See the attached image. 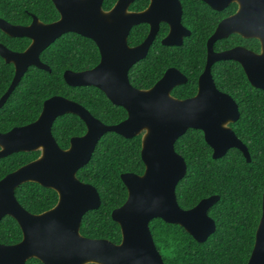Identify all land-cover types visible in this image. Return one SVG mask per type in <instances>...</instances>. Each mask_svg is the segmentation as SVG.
Instances as JSON below:
<instances>
[{
    "label": "water",
    "instance_id": "obj_1",
    "mask_svg": "<svg viewBox=\"0 0 264 264\" xmlns=\"http://www.w3.org/2000/svg\"><path fill=\"white\" fill-rule=\"evenodd\" d=\"M132 1L118 0L111 9L103 10L102 0H51L59 14L51 23H43L34 15L26 26L0 18L1 32L30 40L21 52L0 44V57L14 66V76L0 98V108L29 66L49 71L39 54L62 34L72 32L91 39L100 60L88 70H66L63 73L66 84L98 88L112 104L127 113L124 120L108 125L79 103L52 96L43 102L35 121L0 133V158L17 152L40 151L38 158L0 179V219L10 216L22 232L17 244H0V264H25L31 258L42 264H165L149 229L152 219L181 226L199 243L215 232V222L207 211L219 200L218 195L203 198L190 209L181 208L177 202L175 188L186 174V163L176 153L174 144L187 129H197L212 149L213 159L236 148L250 162L246 146L229 127L239 118L238 106L228 94L216 89L209 66L216 60L235 59L241 63L248 82L264 90V0H203L215 10L230 3H236L238 9L223 19L209 38L207 63L199 77L198 92L186 99L170 94L175 85L186 80L175 68L166 70L148 89L130 84L128 72L147 55L160 22L169 25V33L162 40L164 45L180 44L186 31L180 21L179 0H149V5L137 12L128 11ZM140 23L149 25V33L140 44L129 46L128 33ZM230 33L257 39L260 52L238 47L214 54L213 42ZM64 114L78 116L86 127L82 136L70 139L66 149L58 146L51 132L55 119ZM107 132L127 139L141 135L140 156L144 164L142 174L120 175L127 197L111 212L121 232L117 244L80 234L83 215L96 210L101 201L97 190L81 182L76 173L88 163L98 141ZM26 182L54 190L58 196L56 204L39 214L26 211L15 197V189ZM246 264H264V191L261 216Z\"/></svg>",
    "mask_w": 264,
    "mask_h": 264
},
{
    "label": "trees",
    "instance_id": "obj_2",
    "mask_svg": "<svg viewBox=\"0 0 264 264\" xmlns=\"http://www.w3.org/2000/svg\"><path fill=\"white\" fill-rule=\"evenodd\" d=\"M114 1L104 0L103 8L109 9ZM182 3L184 25L212 27L211 22L214 25V20L218 19V14L207 9L201 0H182ZM146 5L147 0H135L130 9L140 10ZM234 10L235 4L230 5L228 12ZM31 14L46 23L58 18L51 0H0V18L11 24L27 25ZM147 29L145 24L133 27L128 44L140 43ZM166 30L162 24L147 56L129 70V81L136 88L146 89L167 68L174 66L187 75L188 82L175 88L172 95L178 98L191 96L195 93L196 79L203 67L204 41L192 36L180 47L163 46L159 40ZM244 42L246 47L259 50L257 40ZM0 43L11 50L22 51L29 40L9 37L0 31ZM225 43L236 44L237 41ZM99 59L98 48L92 40L75 33L61 35L40 54V60L51 71L29 67L0 108V132L34 121L43 101L54 95L78 102L104 124L112 125L124 120L126 111L112 104L99 89L93 86L71 87L63 80L64 70L92 68ZM213 75L216 86L238 104L239 119L230 127L247 147L251 160L246 162L243 154L235 148L229 149L221 158L213 159L202 131L197 129H188L178 138L175 151L186 163V174L175 189L178 204L183 209H190L211 195H218L219 200L207 211L216 228L203 243L195 241L179 225L159 218L149 222L154 244L165 264H246L253 248L264 191V90L253 88L240 67L235 69L229 64L227 67L216 64ZM12 76L13 65L0 57V95L8 88ZM51 130L58 146L66 148L70 138L83 135L86 127L78 116L64 114L56 118ZM140 150L141 135L127 139L107 132L98 141L88 163L77 171L76 177L92 185L101 201L96 210L83 215L80 224L82 236L106 239L115 244L120 242V228L112 220L111 212L127 197L120 175L126 172L142 174L144 170ZM37 155L38 152H18L0 158V179ZM15 196L20 205L33 214L48 210L57 202L55 191L32 182L18 186ZM20 238L21 232L15 220L10 216L3 217L0 220V243L13 244ZM26 264L42 263L31 258Z\"/></svg>",
    "mask_w": 264,
    "mask_h": 264
},
{
    "label": "flooded vegetation",
    "instance_id": "obj_3",
    "mask_svg": "<svg viewBox=\"0 0 264 264\" xmlns=\"http://www.w3.org/2000/svg\"><path fill=\"white\" fill-rule=\"evenodd\" d=\"M103 1L104 0H102V4H101V6H102V9L103 10H109V9H111L114 5H115V3L118 1V0H115L114 1V3L111 5V7L109 8V9H105V8H103ZM135 0H133L130 4H129V6H128V11H132V12H137V11H141V10H143V9H145L148 5H149V0H147V5L144 7V8H142V9H140V10H132V9H130V6H131V4L134 2ZM201 2H203V4H205L206 6H207V9L209 8V10L212 12V13H217L218 14V19H216V20H214L215 22H214V25H213V22H211V24H212V27H209L208 25H206V26H204V27H202V26H200V25H193V26H187V25H184L183 24V19H184V7H183V3H182V0H179V3H180V6H181V19H180V21H181V24H182V27L186 30L185 31V34H183L182 35V37H181V42H180V44H177V45H164V44H162V40L168 35V33H169V25L166 23V22H160L159 23V26H158V31H157V33H156V35H155V37H154V39H153V41H152V43H151V45L149 46V48H148V51H149V49H150V47L152 46V44H153V42L155 41V39H156V37H157V35H158V33L160 32V29H161V27H162V24H164L165 26H166V28H167V30H166V33L160 38V44L161 45H163V46H167V47H180V46H182L184 43H185V41H186V39H189V38H191L192 36H195L197 39H200L201 41H204V43H203V50H204V57L202 56V58H203V67H201V70H200V73H199V75L197 76V79H196V90H195V93L193 94V95H191V96H188V97H184V98H178V97H176V96H174V95H172V92H173V90L175 89V88H177V87H179V86H183V85H185V84H187V82H188V77H187V75L184 73V72H182L180 69H178L177 67H174V66H171V67H169V68H175V69H177L184 77H185V82H183V83H180V84H178V85H175L172 89H171V91H170V94L173 96V97H175V98H177V99H186V98H190V97H193V96H195L196 95V93L198 92V85H199V77L202 75V73L204 72V70H205V67H206V63H207V54H208V49H207V42H208V40H209V38L213 35V33L215 32V30H216V28H217V25L223 20V19H225V18H227V17H229V16H231V15H233L236 11H237V9H238V6H237V4L236 3H230V4H228L226 7H224V8H222V9H220V10H215V9H213L212 7H210L208 4H206L203 0H201ZM53 4V3H52ZM232 4H235V10L232 12V13H229L228 12V9L230 8V5H232ZM54 6V5H53ZM55 8V7H54ZM56 10V9H55ZM57 11V10H56ZM58 13V12H57ZM216 14V15H217ZM32 15H34V14H31L30 15V18H31V20H32ZM211 15V13H208V16H210ZM34 16H36V15H34ZM37 17V16H36ZM58 17H59V14H58ZM38 18V17H37ZM58 19V18H57ZM56 19V20H57ZM38 20H40L39 18H38ZM56 20H54V21H56ZM41 21V20H40ZM54 21H51V22H54ZM31 22V21H30ZM30 22L27 24V25H29L30 24ZM41 22H43V21H41ZM51 22H47V23H51ZM43 23H46V22H43ZM11 24V23H10ZM140 24H145V25H147V27H148V29H147V34H146V36L148 35V33H149V25L147 24V23H140ZM140 24H137V25H134L133 27H135V26H138V25H140ZM14 25H18V24H14ZM23 26H26V25H23ZM132 27V28H133ZM132 28L130 29V31H129V33H128V37H129V34H130V32H131V30H132ZM188 32V33H187ZM67 33H72V32H67ZM65 34V33H64ZM76 34V33H75ZM63 35V34H62ZM79 35V34H78ZM8 36V35H7ZM81 36V35H80ZM146 36H145V38H146ZM10 37V36H9ZM60 37V36H59ZM58 37V38H59ZM84 37V36H83ZM128 37H127V43H128ZM236 37H238L239 39H237ZM15 38V37H14ZM17 38V37H16ZM85 38H87V37H85ZM144 38V39H145ZM28 39V38H27ZM57 39V38H56ZM55 39V40H56ZM89 39V38H88ZM143 39V40H144ZM29 40V39H28ZM54 40V41H55ZM91 40V39H90ZM142 40V41H143ZM230 40H236L237 41V43L236 44H227V43H225L226 41H230ZM244 40H257V39H255V38H244L243 36H241V35H239V34H237V33H230V34H228L227 36H225V37H221V38H219V39H217V40H215L214 42H213V44H212V51H213V53L214 54H218V53H222V52H225V51H231V50H233V49H235V48H238V47H242V48H246L247 50H250V51H252V52H254V53H259L260 52V42L258 41V43H259V50L258 51H255L254 49H251V48H248V47H246L244 44H245V42H244ZM53 41V42H54ZM141 41V42H142ZM52 42V43H53ZM140 42V43H141ZM140 43H138V44H140ZM1 44V43H0ZM30 44V40H29V43H28V45ZM138 44H136V45H138ZM28 45L26 46V48L28 47ZM96 45V44H95ZM129 45V44H128ZM136 45H129V46H136ZM5 46V45H4ZM6 47V46H5ZM7 48V47H6ZM25 48V49H26ZM47 48V47H46ZM45 48V49H46ZM9 49V48H8ZM25 49H23L22 51H24ZM44 49V50H45ZM11 50V49H10ZM43 50V51H44ZM12 51H14V50H12ZM16 52H21V51H16ZM42 53V52H41ZM40 53V54H41ZM40 54H39V59H40ZM147 54H148V52H147ZM100 55V54H99ZM147 56V55H146ZM145 56V57H146ZM144 57V58H145ZM143 58V59H144ZM100 60V59H99ZM142 60V59H141ZM41 61V60H40ZM5 62V61H4ZM42 62V61H41ZM139 62V61H138ZM43 63V62H42ZM137 63V62H136ZM135 63V64H136ZM8 64V63H7ZM11 64V63H10ZM45 64V63H44ZM98 64V63H97ZM96 64V65H97ZM216 64H219L220 66H222V65H224V66H226L227 67V64H229L230 65V67L231 68H235V69H237L238 67H240L241 69H242V71H243V73H244V75H245V77H246V79H247V76H246V74H245V71H244V69H243V67H242V65H241V63H239V62H237L235 59H229V60H216V61H214V62H212L211 63V65L209 66V72H210V75H211V78H212V80H213V82H214V84H215V80H214V75H213V68H214V66L216 65ZM47 65V64H46ZM95 65V66H96ZM48 66V65H47ZM29 67H34V66H29ZM28 67V68H29ZM49 67V66H48ZM28 68H27V70H28ZM36 68V67H35ZM93 68V67H92ZM169 68H167L166 70H168ZM37 69H39V68H37ZM88 69H91V68H88ZM88 69H84V70H88ZM131 69V68H130ZM26 70V71H27ZM41 70V69H40ZM66 70H71V71H76V72H78V71H84V70H72V69H66ZM66 70H64L63 71V73L66 71ZM165 70V71H166ZM26 71H25V73H26ZM44 71H46V70H44ZM51 71V68L49 67V71H46V72H50ZM165 71L163 72V74L165 73ZM24 73V74H25ZM23 74V75H24ZM128 74H129V72H128ZM163 74H162V76H163ZM13 76H14V66H13ZM13 76H12V78H13ZM161 76V77H162ZM23 77V76H22ZM21 77V78H22ZM62 77H63V74H62ZM160 77V78H161ZM129 78V77H128ZM159 78V79H160ZM158 79V80H159ZM21 80V79H20ZM20 80H19V82H20ZM63 80H64V78H63ZM157 80V81H158ZM11 81H12V79H11ZM156 81V82H157ZM247 81H248V79H247ZM18 82V83H19ZM64 82H65V80H64ZM155 82V83H156ZM18 83L16 84V86L18 85ZM66 83V82H65ZM154 83V84H155ZM249 83V82H248ZM10 84H11V82H10ZM9 84V85H10ZM131 84V83H130ZM153 84V85H154ZM250 84V83H249ZM68 85V84H67ZM152 85V86H153ZM251 85V84H250ZM15 86V87H16ZM69 86V85H68ZM152 86H150V87H152ZM252 86V85H251ZM9 87V86H8ZM15 87H14V89H15ZM72 87V86H71ZM78 87H81V86H78ZM149 87V88H150ZM215 87H216V89H218L220 92H223V93H226V94H228L227 92H224V91H222V90H220L217 86H216V84H215ZM253 87V86H252ZM253 88H255V87H253ZM8 89V88H7ZM7 89L3 92V94L7 91ZM13 89V90H14ZM98 89V88H97ZM140 89H142V88H140ZM146 89H148V88H146ZM256 89H258V88H256ZM260 90V89H259ZM13 92V91H12ZM11 92V93H12ZM2 94V95H3ZM2 95H0V98L2 97ZM229 95V94H228ZM10 96V95H9ZM8 96V97H9ZM54 96H60V95H54ZM230 96V95H229ZM52 97V96H51ZM61 97H63V96H61ZM231 97V96H230ZM50 98V97H49ZM64 98H66V97H64ZM232 98V97H231ZM8 99V98H7ZM6 99V100H7ZM48 99V98H47ZM66 99H68V98H66ZM233 100H234V98H232ZM46 100V99H45ZM44 100V101H45ZM69 100H71V99H69ZM43 101V102H44ZM73 101V100H72ZM235 101V100H234ZM75 102V101H74ZM236 102V101H235ZM6 103V101L4 102V104ZM78 103V102H77ZM3 104V105H4ZM236 104H237V102H236ZM3 105H2V107H3ZM42 105H43V103H42ZM81 105V104H80ZM237 106H238V104H237ZM1 107V108H2ZM41 110H42V108H41ZM238 111H239V107H238ZM41 112V111H40ZM40 114V113H39ZM127 114V113H126ZM39 116V115H38ZM239 116H240V113H239ZM60 117V116H59ZM58 118V117H57ZM37 119V118H36ZM35 119V120H36ZM239 119V118H238ZM34 120V121H35ZM56 120V119H55ZM99 120V119H98ZM33 122V121H32ZM83 122V121H82ZM237 122V121H236ZM31 123V122H30ZM84 123V122H83ZM235 123V122H234ZM27 124H29V123H27ZM27 124H25V125H27ZM230 124H232V123H230ZM230 124H229V127H230ZM21 126H24V125H21ZM53 126V125H52ZM14 127H20V126H14ZM14 127H12V128H14ZM12 128H10L9 130H11ZM231 128V127H230ZM52 129V128H51ZM189 129H192V128H189ZM232 129V128H231ZM9 130H7V131H5V132H0L1 134H3V133H6V132H8ZM188 130V129H187ZM233 130V129H232ZM51 132H52V130H51ZM234 132V131H233ZM82 136V135H81ZM54 137V136H53ZM74 137H78V136H74ZM72 138V137H71ZM70 138V139H71ZM238 138V137H237ZM239 139V138H238ZM178 140V139H177ZM176 140V141H177ZM240 140V139H239ZM56 141V140H55ZM241 141V140H240ZM69 142H70V140H69ZM242 142V141H241ZM176 143V142H175ZM175 145V144H174ZM208 145V144H207ZM245 145V144H244ZM69 146V145H68ZM67 148V147H66ZM66 148H62V149H66ZM247 148V147H246ZM174 149H175V147H174ZM231 149V148H230ZM236 149V148H235ZM212 150V149H211ZM238 150V149H237ZM248 150V149H247ZM29 152H38V155L34 158V159H32L31 161H33V160H35L36 158H38V156L40 155V151L38 150V151H29ZM18 153V152H17ZM177 153V152H176ZM12 154H14V153H12ZM11 155V154H10ZM180 155V154H179ZM7 156H9V155H7ZM7 156H5V157H7ZM4 158V157H3ZM251 160V159H250ZM31 161H28V162H26V163H24V164H22V165H25V164H27V163H29V162H31ZM22 165H20V166H18L16 169H18L19 167H21ZM144 165V164H143ZM16 169H14V170H16ZM14 170H12V171H14ZM11 171V172H12ZM144 171V170H143ZM10 173V172H9ZM143 173V172H142ZM7 175V174H6ZM3 178V177H2ZM26 183H28V182H26ZM32 183H34V182H32ZM24 184V183H23ZM37 184V183H36ZM22 185V184H21ZM39 185V184H38ZM20 186V185H19ZM44 188H46V187H44ZM17 189V188H16ZM15 189V190H16ZM176 189V188H175ZM54 191V190H53ZM57 194V193H56ZM16 197V196H15ZM177 198V197H176ZM57 199H58V196H57ZM17 200V199H16ZM19 203V202H18ZM20 204V203H19ZM180 206V205H179ZM194 207V206H193ZM52 208V207H51ZM49 210V209H48ZM45 211H47V210H45ZM44 212V211H43ZM30 213V212H29ZM40 213H42V212H40ZM33 214V213H32ZM37 214H39V213H37ZM3 217H5V216H3ZM2 217V218H3ZM1 218V219H2ZM0 219V220H1ZM16 222V221H15ZM17 223V222H16ZM18 225V224H17ZM19 227V226H18ZM20 229V228H19ZM20 232H21V230H20ZM22 239V232H21V238H20V240ZM19 240V241H20ZM18 241V242H19ZM18 242H16V243H13V244H4V245H14V244H17ZM0 244H3V243H0ZM27 262V261H26ZM26 264V263H25Z\"/></svg>",
    "mask_w": 264,
    "mask_h": 264
}]
</instances>
